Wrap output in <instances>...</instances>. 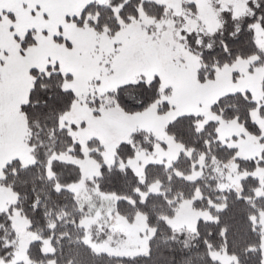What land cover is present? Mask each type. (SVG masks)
I'll return each mask as SVG.
<instances>
[{
    "label": "trees",
    "instance_id": "1",
    "mask_svg": "<svg viewBox=\"0 0 264 264\" xmlns=\"http://www.w3.org/2000/svg\"><path fill=\"white\" fill-rule=\"evenodd\" d=\"M243 1L236 8L229 4L228 9L220 11L222 25L210 30L205 38L209 46L205 45L206 51L201 55L202 71H206L207 66L214 68L215 64L234 62L237 57L254 56L258 64L264 58V21L260 20L264 16V0ZM198 3L199 0H191L190 8L197 10ZM141 7L157 18L171 11L155 0L92 1L74 19L80 26L115 33L135 17ZM249 25L253 26L252 30ZM257 25L263 32H257ZM236 29L239 34L233 38ZM35 31H28L22 41L23 51L36 42ZM56 39L64 42L62 35H57ZM222 43L227 45L230 54H225ZM31 74L33 85L21 110L34 161L25 164L18 157L7 161L0 183L16 193V207L28 220V229L39 237L30 241L25 250L32 263L225 264L213 258L211 252L226 249L235 257L231 264H264L263 227L258 223V216L264 211V178L252 173L257 166H264V160L236 158L239 167L249 173L243 177L240 188L229 185L223 189L227 165L234 158L236 147L219 138L217 121L205 120L202 115L192 113L178 115L165 126L167 134L180 142L185 150L170 164L149 162L142 174L128 164L121 167L119 163L134 157L138 150H152L158 140L151 131L137 129L129 140L119 143L115 151L117 161L112 165L105 161L104 147L99 140L93 138L88 142L90 155L99 164V174L87 179L89 196L97 198L98 204L103 196L112 199L107 202L130 223L137 214H144L147 227L155 229L146 253H115L95 247L90 240L106 238L110 228L105 222L81 223L95 211L90 202L83 203L70 188L82 179V169L76 163L57 157L66 153L84 155L81 143L72 133L75 126L71 128L62 123L64 113L78 98L74 90L65 86L71 74L63 72L58 65L32 68ZM159 88L157 80L129 82L111 92L110 105H120L128 111L144 109L160 97ZM168 105L165 102V107ZM257 106L250 91H238L219 97L211 110L222 119L238 117L249 132L259 135L262 128L251 114ZM259 113L264 116V105H260ZM196 170L199 174L190 177ZM155 184L159 185L158 192L151 191ZM197 192L201 197L195 198L194 205L209 209L212 218H200L194 229L174 228L168 219L182 200L194 197ZM88 232H91L90 237H87ZM45 240L49 244L48 251L43 250ZM19 244L11 214L0 209V259L5 264L16 257Z\"/></svg>",
    "mask_w": 264,
    "mask_h": 264
},
{
    "label": "rangeland",
    "instance_id": "2",
    "mask_svg": "<svg viewBox=\"0 0 264 264\" xmlns=\"http://www.w3.org/2000/svg\"><path fill=\"white\" fill-rule=\"evenodd\" d=\"M92 1L108 2L0 0L3 10L0 16V176L4 164L12 158L18 157L25 164L34 161L21 105L28 100L33 85L31 69L58 65L63 72L71 74L65 86L78 96L71 109L64 113L62 123L71 128L75 126L72 133L81 143L84 155L66 153L57 157L81 167L82 179L70 188L83 203L90 202L91 208H95L81 223L108 224L110 231L106 238L90 240L95 247L115 253H146L154 229L147 227L144 214H137L130 223L107 202L112 199L103 196L98 204L97 198L89 196L87 179L99 174V164L90 155L88 142L93 138L99 140L104 147L105 161L112 165L117 161L115 151L119 143L129 140L137 129L151 131L158 140L154 148L138 150L134 157L119 163L121 167L128 164L142 174L149 162L170 164L185 150L165 131L169 121L181 114L202 115L205 120L217 121L219 138L236 147L235 156L227 165L223 189L229 185L240 188L243 177L249 172L239 167L236 158L264 160V116L259 113L260 105H264V58L258 64L254 56L237 57L234 62L215 64L214 68L207 66L206 71H202L201 55L206 51L204 47L209 46L205 38L210 30L222 25L220 11L228 9L229 4L236 8L243 0H199L195 11L190 8L191 0H155L171 11L157 18L141 7L138 14L115 33L78 25L74 17L81 15ZM31 29L36 30V42L23 51L22 41ZM256 30L263 32L259 25ZM57 35H62L64 42L58 41ZM141 80L160 82L161 94L156 101L137 111L110 105L111 92L121 85ZM238 91H250L258 103L251 114L262 128L259 135L249 132L238 117L222 119L211 110L219 97ZM162 107L165 109H160ZM199 172L193 171L190 177ZM252 173L264 178V166H257ZM262 182L264 185V180ZM151 191L158 192L159 185H152ZM199 197L197 192L194 197L182 200L168 222L176 229H194L200 218H212L209 209L194 205L195 198ZM16 200V193L0 183V209L11 214L20 239L16 257L8 264H37L26 257L25 250L30 241L39 237L28 229L29 222L16 207ZM258 223L263 227L264 260V211L258 216ZM90 234L88 232L87 237ZM43 250H49L47 240ZM211 255L225 264L235 261L234 255L226 249L212 251ZM0 264H5L3 259Z\"/></svg>",
    "mask_w": 264,
    "mask_h": 264
},
{
    "label": "snow or ice",
    "instance_id": "3",
    "mask_svg": "<svg viewBox=\"0 0 264 264\" xmlns=\"http://www.w3.org/2000/svg\"><path fill=\"white\" fill-rule=\"evenodd\" d=\"M2 15H3V10L0 9V16H2ZM260 20L264 21V16H261V17H260ZM248 27H249V30H252V28H253L252 25H249ZM238 34H239V30H238V29L234 30V32L232 33L233 38H235L236 36H238ZM221 47H223V48L225 49V54H226V55L230 54V53L227 51V45H226V44L222 43V44H221ZM209 50H211V48H209ZM153 231H155V229H154ZM173 239H175V237H173ZM166 242H167V241H165V243H166Z\"/></svg>",
    "mask_w": 264,
    "mask_h": 264
},
{
    "label": "water",
    "instance_id": "4",
    "mask_svg": "<svg viewBox=\"0 0 264 264\" xmlns=\"http://www.w3.org/2000/svg\"><path fill=\"white\" fill-rule=\"evenodd\" d=\"M178 59V58H177Z\"/></svg>",
    "mask_w": 264,
    "mask_h": 264
}]
</instances>
